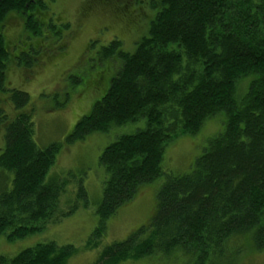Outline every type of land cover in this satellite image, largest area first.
I'll return each mask as SVG.
<instances>
[{
  "label": "trees",
  "instance_id": "1",
  "mask_svg": "<svg viewBox=\"0 0 264 264\" xmlns=\"http://www.w3.org/2000/svg\"><path fill=\"white\" fill-rule=\"evenodd\" d=\"M154 1L147 34L133 52L122 51L117 39L101 49L102 59L120 62L105 94L64 143L40 148L29 95L5 85L7 65L17 59L3 29L16 15L25 32L41 35L40 25L48 22L38 14L46 5L0 0V94L14 109L10 116L0 105V236L9 243L76 209L61 205L68 179L48 175L63 145L143 122L142 129L117 136L98 158L105 181L88 247L96 248L104 223L152 183L155 212L126 239L103 247L93 264L155 254H182L187 264H231L232 243L248 236L256 250L264 246V0ZM214 118L223 130L208 139L189 172L163 170L170 143L196 135ZM77 196H85L82 185ZM75 251L71 244L37 243L1 256L0 264H68Z\"/></svg>",
  "mask_w": 264,
  "mask_h": 264
},
{
  "label": "rangeland",
  "instance_id": "2",
  "mask_svg": "<svg viewBox=\"0 0 264 264\" xmlns=\"http://www.w3.org/2000/svg\"><path fill=\"white\" fill-rule=\"evenodd\" d=\"M42 1L46 9L38 14V19L48 23L40 25L41 35L25 32L23 22L16 15L6 19L3 33L10 53L18 61L8 63L5 85L29 95L34 140L40 148H45L51 143H64L74 124L90 112L108 89L120 62L102 59L101 49L117 39L122 51L133 52L137 41L147 34L153 9L150 0ZM65 24L68 28L62 27ZM27 62H32V68L27 67ZM244 87L241 84L240 90ZM5 96L0 94V105L5 107L7 114H12L14 109L4 101ZM143 127L144 123L139 122L116 128L114 133L91 134L83 141L63 145L48 175L68 179L61 205L68 209L75 204L76 209L57 224L49 225L24 240L9 243L0 236V257L10 258L37 243L53 241L58 245L74 246L76 251L68 264H93L103 247L126 239L145 225L155 212L156 183L142 189L134 200L119 208L104 223L98 246L88 247L91 234L98 226L96 212L102 201L105 181L98 158L117 136L134 133ZM222 130L220 118H214L207 121L196 135L170 143L163 170L173 174L189 172L208 139ZM2 146L0 129V148ZM77 185H82L84 198L77 196ZM228 248L229 255L236 253L231 264H264V246L256 250L248 236ZM179 256L181 258L155 254L122 264H187L184 256Z\"/></svg>",
  "mask_w": 264,
  "mask_h": 264
}]
</instances>
